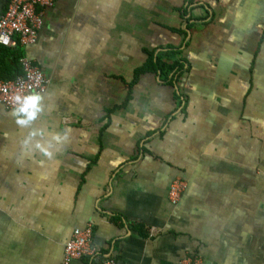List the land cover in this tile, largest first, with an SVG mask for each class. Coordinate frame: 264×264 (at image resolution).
I'll list each match as a JSON object with an SVG mask.
<instances>
[{
	"label": "crops",
	"instance_id": "crops-1",
	"mask_svg": "<svg viewBox=\"0 0 264 264\" xmlns=\"http://www.w3.org/2000/svg\"><path fill=\"white\" fill-rule=\"evenodd\" d=\"M40 12L37 41L17 46L49 80L40 112L21 125L0 105V264H63L89 226L120 264H264V0H58ZM172 50L183 71L131 87ZM178 177L189 187L173 204Z\"/></svg>",
	"mask_w": 264,
	"mask_h": 264
},
{
	"label": "built area",
	"instance_id": "built-area-1",
	"mask_svg": "<svg viewBox=\"0 0 264 264\" xmlns=\"http://www.w3.org/2000/svg\"><path fill=\"white\" fill-rule=\"evenodd\" d=\"M58 0H10L5 13L0 16V46L13 49L17 46L33 45L38 38L42 25L40 9L54 7ZM23 73L13 80L0 77V105L7 109H19L16 97L21 99L29 95H41L47 91L49 80L33 61L28 57L20 59ZM172 188L174 204L179 202L182 192L187 188L183 181L175 182ZM103 258V264H120L108 256H103L93 243V229H76L72 239L65 246L63 264H69L76 259L89 257ZM180 264H206L200 256L188 255Z\"/></svg>",
	"mask_w": 264,
	"mask_h": 264
},
{
	"label": "trees",
	"instance_id": "trees-1",
	"mask_svg": "<svg viewBox=\"0 0 264 264\" xmlns=\"http://www.w3.org/2000/svg\"><path fill=\"white\" fill-rule=\"evenodd\" d=\"M181 50H172V53L161 54L156 58H152L145 68L136 73L135 81L132 88L136 86L141 77L146 74H156L162 79L171 80L180 70L183 71L185 59L181 56ZM24 56V52L20 47L8 49L1 47L0 50V77L4 80H13L22 74L19 65V59ZM197 256V255H192Z\"/></svg>",
	"mask_w": 264,
	"mask_h": 264
},
{
	"label": "clouds",
	"instance_id": "clouds-1",
	"mask_svg": "<svg viewBox=\"0 0 264 264\" xmlns=\"http://www.w3.org/2000/svg\"><path fill=\"white\" fill-rule=\"evenodd\" d=\"M40 100L41 97L39 95H29L23 97V99H21L20 96H17L16 103L20 104L18 112L24 114L27 117V119H19L17 123L24 125L31 120H35L37 118L38 112H40Z\"/></svg>",
	"mask_w": 264,
	"mask_h": 264
},
{
	"label": "rangeland",
	"instance_id": "rangeland-1",
	"mask_svg": "<svg viewBox=\"0 0 264 264\" xmlns=\"http://www.w3.org/2000/svg\"><path fill=\"white\" fill-rule=\"evenodd\" d=\"M178 181H183V182H185L186 184H187V188L186 189H188V187H189V183L187 182V181H185V180H183V179H179V177L177 178V179H175L173 182H172V184H171V186H170V189L172 190V188H173V186H175V185H177L175 182H178ZM185 189V190H186ZM170 190V192H169V194H170V199H171V202L173 203V200H172V191ZM184 190V191H185ZM174 204V203H173ZM178 204V203H177ZM188 256V255H187ZM186 256V257H187ZM185 258V257H184ZM183 259V258H182ZM204 260V259H203ZM182 262V260L180 261V263ZM179 263V264H180Z\"/></svg>",
	"mask_w": 264,
	"mask_h": 264
}]
</instances>
